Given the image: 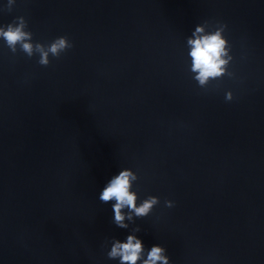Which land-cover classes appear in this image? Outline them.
<instances>
[{"label": "water", "instance_id": "1", "mask_svg": "<svg viewBox=\"0 0 264 264\" xmlns=\"http://www.w3.org/2000/svg\"><path fill=\"white\" fill-rule=\"evenodd\" d=\"M21 15L73 46L47 67L0 48V264H114L103 245L126 230L96 194L122 167L159 199L130 225L145 247L264 264V0H17L0 23ZM205 21L226 25L234 76L201 89L181 52Z\"/></svg>", "mask_w": 264, "mask_h": 264}, {"label": "clouds", "instance_id": "2", "mask_svg": "<svg viewBox=\"0 0 264 264\" xmlns=\"http://www.w3.org/2000/svg\"><path fill=\"white\" fill-rule=\"evenodd\" d=\"M17 0H0V15L11 12ZM226 25L222 22L209 24L207 21L193 26L184 38L181 52L184 70L198 88L207 89L209 85L227 76L233 61L232 46L225 36ZM66 36H57L47 42L33 39L24 16H14L8 23H0V48H7L12 54L22 53L25 57L35 58L36 63L47 67L50 58L56 59L72 48ZM233 99L232 91L224 92L225 102ZM137 174L127 167L119 168L112 174L96 194L102 204H108L111 223L118 229L126 230L123 238L107 237L104 243L105 257L114 264H170L166 249L160 244L145 247L137 235L139 226H132L138 219L147 217L159 199L153 195L141 198L135 187ZM174 202L164 201L165 208Z\"/></svg>", "mask_w": 264, "mask_h": 264}]
</instances>
